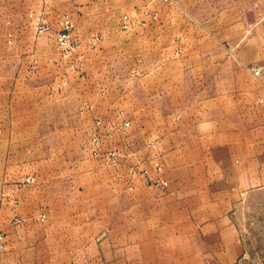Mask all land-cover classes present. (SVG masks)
<instances>
[{"label": "crops", "instance_id": "obj_1", "mask_svg": "<svg viewBox=\"0 0 264 264\" xmlns=\"http://www.w3.org/2000/svg\"><path fill=\"white\" fill-rule=\"evenodd\" d=\"M238 14L246 13L243 9ZM12 23L7 16L6 32L12 31ZM246 24L234 21L232 27L244 29ZM106 28L95 47H90V38L87 41L83 77L69 75L59 89L52 58L34 59L32 72L28 67L23 71L22 65L18 71L0 73L4 264H21L15 258L20 254L14 242L17 236H29L26 230L34 219L31 208L38 206L42 189L54 184L73 189L67 192L69 200L77 193L76 204L97 211L74 219L82 225L74 232L54 231L53 225L66 223L60 222L62 217L43 227L37 224L33 238L38 255L43 254L45 239L52 241L53 255L72 254L55 240L91 241L75 246L72 255L79 258L69 264H161L160 257L166 254L198 261L203 249L239 252L230 202L235 193L264 190V73L260 80L249 69L264 66V59L247 57L244 49L252 44L250 39L234 42L233 48L239 50L224 56L217 54L216 42L211 55L200 58L201 64L209 66L193 74L194 91L188 84L193 81L192 73L186 71L188 59L178 61L182 66L177 72L153 67L144 71V64L169 63V57L149 48L162 32L159 26L134 25L128 34L118 25ZM13 41L12 36L8 49ZM128 60L135 66L124 69L122 62ZM92 62L98 66H90ZM43 65H47L45 72ZM95 119L113 124L129 121L124 133L107 140L106 148L129 144L133 159L167 182L163 192L139 180L126 186L125 170L76 164L90 157L76 147L88 141ZM27 176L34 177L32 185L21 184ZM12 199L18 200L19 225L13 224Z\"/></svg>", "mask_w": 264, "mask_h": 264}, {"label": "rangeland", "instance_id": "obj_2", "mask_svg": "<svg viewBox=\"0 0 264 264\" xmlns=\"http://www.w3.org/2000/svg\"><path fill=\"white\" fill-rule=\"evenodd\" d=\"M36 6L39 7L36 9ZM243 9L246 14L244 16L239 15L238 11ZM38 13L39 15H37ZM6 15L13 21L10 29L12 31L9 30L10 32H6L3 26V21L7 18ZM64 16H67L73 24L70 34L72 40L76 43L75 49L66 59L61 58L54 43V35L59 29L60 19ZM124 16L129 19L130 27L127 31L120 29L121 20ZM234 21L240 23L244 21L247 24L244 29L241 26L240 28H233L232 23ZM39 25H44L48 30L45 34L37 37L36 29ZM113 25H118L120 31L125 34L130 33L134 25L140 27L144 25L159 26V30H162V32H159V35L153 39L149 48L154 49L156 54H163L164 57H169L170 60L167 64L158 62H155V64H144L142 66L144 71L147 68L151 70L153 67V70L156 71L177 72L180 70L179 66L181 65L178 64V61L188 59L186 71L192 73L193 78V81H188V84H192V87L189 85L188 87L193 88L194 91L196 84L193 74L206 70V67L209 66L208 64H201L200 58L202 56H210L214 48H216L214 47L216 42H218L217 54L224 56L228 55L229 51L239 50L238 48H233L234 42L243 38L250 39L252 44L247 49H244L247 57L254 60L260 56L261 59H264V0H26L25 2L22 0H0V73L6 69L18 71L22 65V70L27 72L30 61L41 57L43 59L52 58L55 59L53 69H55V75L58 77L56 88L59 89L64 83L67 84L69 75L79 79L83 77L85 65L82 58L83 55L86 57L87 41L90 38V45L94 43L96 46L102 40L97 39L99 35L105 33L104 30L107 29V26ZM137 33L143 35V31ZM96 34L97 36H92ZM12 36L14 38L13 45L8 49L7 45H11ZM258 43L262 46L261 53ZM35 46L38 48L35 49ZM177 50H180V52L177 53ZM14 60L18 64L13 63ZM115 62V60L112 61V63ZM122 63H125L124 69L135 66V64L131 63V60L123 61ZM103 65L106 64L103 62ZM90 66L96 67L98 65L96 62H92ZM250 66L264 68L263 65ZM42 68L43 72H45L47 65H43ZM38 70L39 68L36 71ZM252 83H256L255 80ZM77 84L80 83L77 82ZM100 120L104 123L113 124L103 119ZM127 122L129 123V121ZM120 124L113 125L119 126ZM91 130L90 137L94 127ZM115 133L122 134L116 129L103 134L102 149L105 151L110 149L122 151L121 164L118 169L120 171L125 170L123 177L126 178V186L134 180L141 181L140 179L131 178L129 175L130 166L146 170L139 163L140 161L137 162V160L133 159V152L129 144L106 148L107 140ZM76 148L79 151H84V155L89 154L90 156H87L84 160L80 159L76 163L77 165L80 164L82 167L90 165L96 168L97 166L100 168L103 165L111 168L107 162L91 155L93 147L89 144V139L83 146L78 145ZM28 168L33 170L34 166L32 167V165L28 164ZM146 171L153 177L148 170ZM69 190L73 191L66 185L57 184L47 185L42 189L39 194L40 201L38 206L31 208L30 215L34 219L26 230L30 232L29 236H26L25 239L17 236V241L14 242L19 246L17 253L21 257H15L19 263L69 264L75 263L79 258L77 255L72 254L77 248L75 246L83 241L73 239L55 240V243H58L60 248H69L67 251L72 254L53 255L51 254L53 251L51 249L52 241L45 239L43 241L46 246H44L43 254L38 255L41 253L36 251L35 239L33 238L37 224L43 227L48 221L62 217L60 222L66 221V223L53 225L55 227L54 231L60 228V231L64 233L74 232L75 229L82 227L81 224H75L73 222L74 219L97 211V209L84 208L82 205L76 204L74 200L78 197L74 196L77 193L73 197L71 196L69 200L67 193ZM74 190L76 191L77 188ZM30 193L34 194L33 191H28V194ZM57 195L61 196L56 198ZM14 200L17 199L10 200L11 206H13L11 213L15 215L14 217H18L15 210L18 204H12ZM230 203V221L235 231V240L239 252L226 253L225 250L221 252V250L216 248L211 250L203 249V254H198V261L193 260L194 257L185 258L166 254L160 257V263L171 264L170 262L174 263L173 260L184 261L186 259L190 260L186 264H264V190L249 192L245 195L235 193V198ZM41 215L45 216V223L40 222L39 217ZM85 242H88L87 245H89L91 241ZM163 251L169 252L165 248ZM4 253L0 257L3 264L5 262L3 259ZM176 263L178 262L176 261Z\"/></svg>", "mask_w": 264, "mask_h": 264}, {"label": "built area", "instance_id": "obj_3", "mask_svg": "<svg viewBox=\"0 0 264 264\" xmlns=\"http://www.w3.org/2000/svg\"><path fill=\"white\" fill-rule=\"evenodd\" d=\"M166 1V0H164ZM129 19L127 16L122 17L120 29L122 31H127L129 29ZM73 28L72 22L69 20L67 16H64L60 19L59 23V29L56 31L54 35V43L56 50L60 53L62 59H66L72 51L76 47V43L71 38V30ZM47 28L44 25H39L36 29V35L37 37L45 34L47 32ZM98 40L103 39L102 35H99L97 38ZM10 43V42H9ZM94 43L90 45V47H94ZM180 50H177V53H179ZM36 60H32L28 66V71L32 72L34 71L36 67ZM249 69L251 70L252 75L260 79L262 78L264 68L258 67V66H249ZM122 113H120V116ZM94 125V131L92 133V136L89 138V144L93 147L91 151V155L94 158H98L100 160H103L104 162H107V164L113 168L118 169L121 164V156L122 151L119 149H110L105 151L102 149V143H103V137L104 133H108L116 129L118 132L122 133L126 128L129 127V123L127 121H122L119 126L113 125L111 123H104L100 119H95L93 122ZM129 175L131 178L134 179H140L143 184L153 190L163 192L164 189L167 187V182L160 178H154L151 177L146 170L138 169L136 166H130L129 167ZM34 183V178L31 176L24 177L21 181L22 185H32ZM129 190L132 189V187H128ZM14 205L18 204V200H14ZM45 216L41 215L39 217V220H44ZM21 223V220L17 217L13 219L14 225H19ZM5 252V235L0 232V257ZM0 264H3L0 260Z\"/></svg>", "mask_w": 264, "mask_h": 264}]
</instances>
